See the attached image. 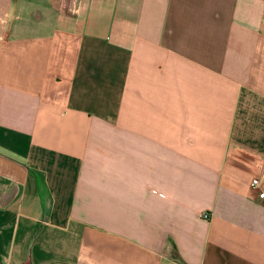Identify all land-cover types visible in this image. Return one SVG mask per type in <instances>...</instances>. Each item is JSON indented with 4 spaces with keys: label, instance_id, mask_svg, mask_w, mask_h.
I'll use <instances>...</instances> for the list:
<instances>
[{
    "label": "crops",
    "instance_id": "1",
    "mask_svg": "<svg viewBox=\"0 0 264 264\" xmlns=\"http://www.w3.org/2000/svg\"><path fill=\"white\" fill-rule=\"evenodd\" d=\"M254 179L264 0H0V264H264Z\"/></svg>",
    "mask_w": 264,
    "mask_h": 264
},
{
    "label": "built area",
    "instance_id": "2",
    "mask_svg": "<svg viewBox=\"0 0 264 264\" xmlns=\"http://www.w3.org/2000/svg\"><path fill=\"white\" fill-rule=\"evenodd\" d=\"M252 188L257 191V196L260 201H264V184L259 179H254L252 181ZM210 216L208 214L204 215L205 220H209Z\"/></svg>",
    "mask_w": 264,
    "mask_h": 264
},
{
    "label": "trees",
    "instance_id": "3",
    "mask_svg": "<svg viewBox=\"0 0 264 264\" xmlns=\"http://www.w3.org/2000/svg\"><path fill=\"white\" fill-rule=\"evenodd\" d=\"M176 259H180L178 256H176Z\"/></svg>",
    "mask_w": 264,
    "mask_h": 264
}]
</instances>
